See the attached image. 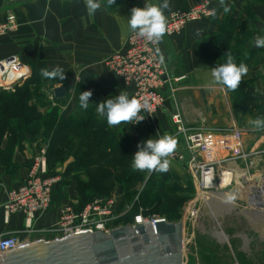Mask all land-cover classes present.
<instances>
[{"label":"crops","instance_id":"obj_1","mask_svg":"<svg viewBox=\"0 0 264 264\" xmlns=\"http://www.w3.org/2000/svg\"><path fill=\"white\" fill-rule=\"evenodd\" d=\"M202 1L213 4L217 10L215 18L189 24L180 34L164 35L162 39L161 48L169 65L175 100L166 86V105L150 118L149 123H122L110 127L106 118L98 116L96 111L99 102L115 97L121 91L127 92L131 98L132 89L125 86L105 62L114 53L125 49L127 38L134 34L128 26L131 9L143 8L146 0H115L111 6L107 0H99L101 8L92 16L88 15L85 0H0V23L10 18L18 26L17 32L0 38V61L14 60L15 64L26 68V75L8 92L14 93L16 88L37 80L30 87L39 86L44 105L36 96L27 104L35 105L42 114L57 111L60 120L61 116L70 117L77 108L81 92L90 90L95 118L105 122L119 139L131 138L135 152L137 145L148 138L171 136L176 131L171 114L177 104L184 124L189 128L228 129L226 136H221L228 144V150L222 154L224 158L235 156L238 144H242L244 151L251 155L246 160L227 162V172L233 179L241 176L240 172L244 171L245 175V171L249 173L256 167L260 168L256 173L264 171V131L254 130L249 123L264 117V48L254 45L255 37L264 36V0H225L230 6L228 13H224L219 0H168L170 10H165V15L168 18L173 11L190 9ZM147 2L163 3V0ZM197 29L202 30L199 36L196 35ZM233 43L237 46L231 50ZM223 49L226 52H222ZM227 52L248 67L241 82L251 87L252 96L242 107H237L235 91L208 86L212 79L211 68L220 64L221 56L224 58ZM56 66L65 70L63 84L40 75L41 68L51 70ZM179 78L184 79L175 81ZM61 86L66 89L64 99L69 98L62 114L60 103L64 99L58 100L54 96V90ZM9 141V134L5 133L0 142V235H18L26 243L48 240V235L26 230L25 217L21 215L13 216L9 223L4 221L2 207L9 191L24 183L34 156L41 146L46 145L41 139L32 140L26 132L23 139L14 144ZM8 146L11 153H8ZM170 170L180 177L183 173L188 177L185 166L176 161L170 160ZM263 182H260V188L264 186ZM64 186L62 191L67 199L53 203L47 212L38 214L33 221L35 229L54 226L61 208L78 204V191L70 186L66 193Z\"/></svg>","mask_w":264,"mask_h":264},{"label":"built area","instance_id":"obj_2","mask_svg":"<svg viewBox=\"0 0 264 264\" xmlns=\"http://www.w3.org/2000/svg\"><path fill=\"white\" fill-rule=\"evenodd\" d=\"M212 9L216 10L210 1H202L190 9L173 11L168 17L165 36L173 37L183 32L189 24L215 18L209 15ZM17 30V24L9 18L0 23V38L13 34ZM159 48L163 55L161 43ZM153 53L154 48L149 42L131 34L126 40L125 49L114 53L105 62L107 68L125 86L132 89L131 97L141 101L146 99L150 103L152 111L141 112L145 119L140 122L144 123H149L150 118L165 107L167 97L164 89L166 86L169 87L170 94L175 100L169 65L165 57L163 65L154 61ZM13 61L10 60L7 63L0 61L1 90L10 91L13 89L10 83L15 77H12L11 72L12 68L18 65ZM182 79L184 78L175 81ZM171 120L176 128V131L171 135L176 141V147L169 159L185 166L196 182L199 196L217 190L218 170L223 164L231 160H246L251 156L244 151L242 144H238L235 149L236 155L224 158L222 154L228 150V144L227 139H221V136H226L228 129L189 128L185 126L177 104H174ZM156 173L158 172L148 173V177L150 178ZM59 181L58 175L49 173L47 149L39 150L33 158L24 183L12 188L8 193V199L2 207L5 223H9L13 216L21 215L25 217L26 230H29L30 233L48 235L51 240H54L82 233H110L122 226L135 228L139 225L151 224L155 227L158 222L167 221L164 218L145 215L144 209L141 208L133 213L127 223H120V220H124L127 215L133 212L135 202L121 206L118 198L110 195L95 197L83 205H66L60 209L58 221L54 226L35 229L33 221L38 214L45 213L50 209L53 193ZM24 244L26 242L21 240L18 235H0V255L13 252Z\"/></svg>","mask_w":264,"mask_h":264},{"label":"rangeland","instance_id":"obj_3","mask_svg":"<svg viewBox=\"0 0 264 264\" xmlns=\"http://www.w3.org/2000/svg\"><path fill=\"white\" fill-rule=\"evenodd\" d=\"M236 44L237 43L231 44L230 49L232 50L237 46ZM223 50L225 51L222 52H226V49ZM232 53L237 54V52L234 53V51H232ZM233 58L237 64L239 60L236 61L237 57ZM226 59V55L224 58L222 56L219 63H225ZM27 90H29L31 98L33 99V94L36 91H39V86H27ZM68 100L69 98L61 101V114L62 109L65 108ZM41 104L44 105V102L42 101ZM92 114L93 104L90 103L89 107L85 110L80 107L78 99L77 108L68 118H72L73 126H86L85 123L89 120L91 123L90 126H94V128L89 129L86 136H90L92 141L101 140V144L106 148L113 147L112 143L114 137L120 144L116 149L119 150V159L122 158L123 164L122 168L112 169L115 174L112 183L113 185L111 184L112 186H109L106 184L102 190L98 189L102 194H105L102 196L112 195L117 197L121 206H124L125 204L130 205L135 202L134 205H139L140 209H144L140 204H142L143 201H149V196L158 195L159 197H162L166 202L165 204L163 203L165 211L162 212L155 209V212L148 216L164 218L167 221L174 223L182 222L184 231V264H264V208L254 203L251 204L250 201L253 198L255 191L259 190L260 182L264 180V171L256 173V171L260 169L259 167L251 169V172L249 173L248 171H245V175L244 171H242L240 172L241 176H237L238 173L236 175L237 177L234 179L232 177L225 187L221 188V176L224 173L229 174L227 172L228 163H225L218 170L219 184L217 185V190L204 196L198 195L196 182L189 173L187 174L188 177H186V174L184 175V173L180 177L177 173H174L171 170L163 173L158 172L152 178L153 183L149 184L148 172L134 170L131 166L133 155L135 153V147L132 145L131 138L124 137L119 139L118 135L113 132L105 122L94 121L95 116ZM53 115L57 116V111H54ZM58 116H60V114H58ZM60 118L62 119L63 117L61 116ZM48 121L49 120L45 121L44 119L42 120V123H47ZM1 127L2 126H0V128ZM6 127L8 128L5 132L7 130L11 131L9 137L11 139H17L18 134L16 135V126ZM39 129L40 128L37 130ZM28 130L29 131L26 133L29 134V137H31L32 140L36 137L37 140L41 139L42 143L46 144L39 149L41 150L45 148L47 149V154H49V141L44 133V129L41 128V132H39L37 136L35 133L36 127ZM84 132L85 131L78 134L75 133V129H73V133L70 137L71 145L68 146L67 149H64L63 153L60 154V160L52 165L48 163L49 173L56 174L60 177V181L53 193L52 204L67 199L62 191L63 185H65L66 193L67 188L70 186L73 190L78 191V184L102 187L100 185L103 182V179L99 180L95 177L97 184H93V182L86 177L85 172H78V170L75 171V169H73V164L81 163V157H77V155L74 157L73 153L76 152L75 147L77 146L80 137L84 136ZM179 164L184 166L181 163ZM59 166L61 167L59 169L60 171L59 173H56V169ZM261 166H263V164H261ZM77 167L79 166L77 165L76 168ZM100 172L102 173V170ZM96 173L99 176L104 177L101 173ZM256 176H258V178ZM162 177L165 179L164 185L163 183H160ZM151 184H156V186H152ZM94 192L98 191L86 188L87 198H84V200L80 198L78 192V204L87 202ZM226 193L234 194L236 196L235 201L230 203L226 202L224 199ZM259 196L261 199H264V186L260 188ZM136 198L138 199L135 201ZM255 201L259 202L260 199H255ZM142 205L144 206L145 204L143 203ZM148 205L153 206L150 202ZM171 208L172 211L166 213V211ZM128 220L129 219L120 220V223H125ZM50 240L51 238L46 241Z\"/></svg>","mask_w":264,"mask_h":264},{"label":"clouds","instance_id":"obj_4","mask_svg":"<svg viewBox=\"0 0 264 264\" xmlns=\"http://www.w3.org/2000/svg\"><path fill=\"white\" fill-rule=\"evenodd\" d=\"M220 6L224 13L230 11V6L225 3V0H219ZM115 0H107L109 6L113 5ZM85 6L89 16L101 8L99 0H85ZM165 10H170L168 0H163V3H149L143 8L133 7L131 15L128 17V26L131 31L138 37L149 42L153 48V60L161 65L164 64V56L161 54L159 44L162 42L164 35L167 32L168 18L165 15ZM209 15L215 17L216 10L212 9ZM200 29H197L196 35L201 34ZM254 45L257 48H264V36H257L254 39ZM226 62L217 64L211 68V81L209 87L220 86L225 91H235L242 77L248 73V67L241 62L237 65L233 56L227 52ZM40 75L48 79H65V70L62 67L56 66L49 70L47 68L40 69ZM92 91L81 92L79 96V105L82 109H87L90 103ZM97 114L107 120L110 127L118 126L122 123L134 124L145 119L141 115L142 111L151 112L152 107L145 99L141 101L135 97L129 96L125 91H121L115 97L107 98L97 104ZM256 131H264V117H258L249 121ZM176 141L168 135L160 136L157 139L148 138L147 140L137 145V151L133 155L132 168L139 171H147L151 173L167 172L170 167L169 157L174 152ZM226 202H234L236 196L232 193H226L224 197Z\"/></svg>","mask_w":264,"mask_h":264},{"label":"water","instance_id":"obj_5","mask_svg":"<svg viewBox=\"0 0 264 264\" xmlns=\"http://www.w3.org/2000/svg\"><path fill=\"white\" fill-rule=\"evenodd\" d=\"M10 86L18 85L26 75L23 65H15ZM64 86L54 90L58 100L65 98ZM256 190L251 204L264 207ZM255 199H260L259 202ZM182 222H158L135 228L122 226L110 233L76 234L50 241L26 243L19 249L0 255V264H184Z\"/></svg>","mask_w":264,"mask_h":264},{"label":"trees","instance_id":"obj_6","mask_svg":"<svg viewBox=\"0 0 264 264\" xmlns=\"http://www.w3.org/2000/svg\"><path fill=\"white\" fill-rule=\"evenodd\" d=\"M222 57V56H221ZM241 62L238 61V65ZM55 83L63 84V80L59 79H52ZM37 83V80H33L27 85L23 86L22 88H16V91L14 93L8 92L5 90L0 89V142L4 136L5 133H8L10 135L11 131L5 130L8 128L6 126H16V135L18 134L17 139H11L10 142L14 144L17 140L23 139L25 132H28V129H34L36 127V136L39 132H41V128L44 129V133L46 134L47 140L49 141L48 144V163L50 165L55 164L58 162L60 154L63 153L64 149H67L68 146L71 145L70 137L73 133V129H75V133L81 134L83 131H85L84 136H81L76 148V152H74L73 156L75 157H81V163L79 164H73V169L78 170V172H85L86 177H88L93 184H97L96 178L99 180L103 179V182L100 186L102 187H96L85 184H78V192L80 195V198L84 200L86 197V188H90L92 190H96L98 192H94L91 196V198L87 201L93 200L97 196H102L105 194H102L100 192L101 189L105 187V185L112 186L113 184V178H114V172L112 169L122 168V158L119 159L118 152L119 150L116 149L120 145L119 142L113 137V147H104L101 143L102 141H92L90 136H86L88 134L89 129H93L94 126H90V121L88 120L85 125L86 126H73L72 118H60L58 120V116L53 115V113H45L42 114L35 109V105H28L27 103L30 101L31 93H29V90H27V86L30 87V84ZM236 92V104L237 107L242 105H245L247 101H249V98L252 96L251 87L247 84H243L240 82L238 88L235 90ZM34 97H37L38 102H42V98L39 92H35ZM93 115V114H92ZM30 117V118H29ZM47 121V123L43 122L42 120ZM94 121H99L96 118H94ZM40 128L39 130H37ZM36 139V137L34 138ZM8 153H11L12 149H10V146H8ZM111 149V150H110ZM48 153V152H47ZM77 161V160H76ZM127 161V160H126ZM129 162V161H128ZM79 166L76 168V166ZM102 170V173L100 172ZM110 171V172H108ZM96 172L101 173L103 176H99ZM155 175L151 176L149 178L148 183H153L152 178ZM170 176V174H169ZM96 177V178H95ZM166 178V177H165ZM165 179L162 177L160 180V183H163L164 185ZM112 184V185H111ZM152 186H156V184H151ZM150 185V186H151ZM154 188V187H151ZM144 195V194H143ZM85 202V203H87ZM150 202L151 205L149 206L148 203ZM83 203V204H85ZM145 204L144 207L142 204ZM142 204H140L141 207L144 208V214L149 215L155 212V209L158 211H165L164 204L166 203L162 197H159L158 195L149 196V201L146 200L143 201ZM164 203V204H163ZM82 204V205H83ZM140 207L139 205H134L133 212L124 219H129L132 217L133 213L139 211ZM172 211V208L170 210H167L166 213H169ZM128 220V221H129ZM127 223V221L125 222Z\"/></svg>","mask_w":264,"mask_h":264},{"label":"bare ground","instance_id":"obj_7","mask_svg":"<svg viewBox=\"0 0 264 264\" xmlns=\"http://www.w3.org/2000/svg\"><path fill=\"white\" fill-rule=\"evenodd\" d=\"M19 66H21V64H18ZM26 69V68H25ZM232 179V176L230 174H226L224 173L222 176H221V179H220V185H221V188H224L225 185L228 183V181H230ZM264 208V207H262Z\"/></svg>","mask_w":264,"mask_h":264}]
</instances>
